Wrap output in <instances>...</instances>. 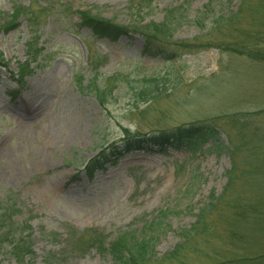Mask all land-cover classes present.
<instances>
[{
	"label": "rangeland",
	"instance_id": "1",
	"mask_svg": "<svg viewBox=\"0 0 264 264\" xmlns=\"http://www.w3.org/2000/svg\"><path fill=\"white\" fill-rule=\"evenodd\" d=\"M210 1L193 0L190 19L197 26L170 28L172 41L195 49L227 38L221 34L230 27L226 35L239 41L242 32L257 29L264 20L260 0H223L218 2L223 12L220 6L214 11L226 21L211 25V17L195 16ZM183 2L0 0V18L5 19H0L5 63L0 67V209L12 205L13 220L29 227L24 236L31 255L23 264H112L108 256L89 249L92 237L87 234L109 245L123 234L140 237L152 221L163 228L157 233L154 259L176 252L165 264H210L214 253L241 250L254 255L264 246V233L255 229H264V218L250 214L235 223L233 212L221 206L211 212L205 235L189 233L207 200L223 193L233 166L226 152L209 150L213 141L195 153L152 145L113 151L123 144L124 129L128 137L137 138L213 125L223 146L261 148V155L251 160L249 177L242 178L246 182L239 180L233 192L236 203L243 199L248 206L262 204L264 213V63L214 48L166 63L143 56L138 35L116 42L97 40L78 26L74 14L87 11L124 28L136 23L159 26L165 13ZM15 10L23 14L13 24L6 16ZM29 15L36 31L33 50L41 53L30 61L19 84L14 77L26 62ZM143 77L155 78L159 86L152 98L140 102L133 94L139 87L135 80ZM116 79L127 83L116 87ZM95 91L105 94L102 104L92 96ZM240 124L247 129L244 141H239ZM101 152L107 161L91 173L85 171ZM232 233L241 239H232ZM0 264H18L7 244L0 248Z\"/></svg>",
	"mask_w": 264,
	"mask_h": 264
},
{
	"label": "trees",
	"instance_id": "2",
	"mask_svg": "<svg viewBox=\"0 0 264 264\" xmlns=\"http://www.w3.org/2000/svg\"><path fill=\"white\" fill-rule=\"evenodd\" d=\"M223 0H218L216 5H214V0H211L208 5L202 7V10L195 12V16L207 15L211 17L209 23L211 25L216 23L225 22V15H222L214 9L216 6H220L221 12L222 4L220 3ZM243 3L247 0H239ZM220 2V3H218ZM192 3L193 0H184L180 7H176L168 10L164 15V21L159 26L152 23L148 25H141L136 23L131 27H120L114 25L113 23L101 19L98 16L90 15L87 11H76L74 14L77 16L79 21V27L83 29H88L92 35L97 39L107 38L111 42H116L119 38L124 36L138 35L143 40V56H147L152 59H161L162 61L174 62L179 61L181 57L188 54H193L194 51H200L204 48H214L221 51L220 53H227L229 55H236L240 57H245L253 63H264V20L256 25L257 29L250 30L248 33H239V41L235 40L227 33H231V27L226 30L222 35V40H218L215 43H208L206 45H199L195 49L188 47V45H183L182 42L172 41L173 34L170 31L176 30L183 25L197 26L196 21L193 22V19H190L192 14ZM219 4V5H217ZM259 5L264 8V0H260ZM23 11L18 12L15 10L11 16H6L10 18L11 22L14 24V21L17 20L18 15ZM23 14V13H22ZM2 16V13H0ZM208 17V19H209ZM1 21L5 20L0 18ZM197 19V18H196ZM206 20V19H205ZM11 23V24H12ZM27 29L29 31V39L26 42V62L23 65L19 66V69L15 75V83H22L23 77L29 72V64L35 62L39 57L40 52L33 50V41H35L36 31L34 28V19L32 15L26 19ZM169 35L167 32H169ZM216 32L221 30L216 29ZM38 62V61H37ZM5 66L4 61L0 55V67ZM124 81H119L116 79V87ZM137 87V92L133 96H138L140 102L146 101L153 97L154 88L158 87V81L151 77H143L142 79L135 80ZM158 84V85H157ZM133 88V87H132ZM105 95V94H104ZM97 91L92 93L95 99L102 104L104 97ZM102 96V97H101ZM235 120L232 121V124H235ZM125 133L124 142L119 148H115L114 152L119 151H135L141 147H149L150 145L164 149L166 147L179 149V148H189L192 152L200 150L204 144H208L210 141L213 143L210 144L209 150L211 151H220L227 154L229 159L232 161V169L226 173L227 182L223 193L219 197L211 196L208 201V204L195 216V223L191 228V232L194 237L205 235L207 229L205 226L210 224L211 212L216 211L220 206L223 211H231L230 213L233 222L245 221L248 219L250 214H254L256 219H263L264 213L262 211L263 205L257 206H248L243 204V199H239L240 202L236 203L238 197L236 193L233 192V186L241 182H246L242 178H248L251 171V160L253 156H258L261 153V148L253 151L246 144L230 145L229 148L220 144L219 141V132L218 128L213 125L206 126H182L177 127L172 130L166 131H157L152 135L143 137L134 138V136L128 137L126 129L123 130ZM240 133V134H239ZM247 133L245 125H239V141H244V135ZM123 152V153H124ZM100 157L93 160L88 166H85V171L91 173L94 169L102 166V161L107 158L103 155V152L99 153ZM114 157L116 156L113 153ZM261 155V154H260ZM264 157V156H263ZM110 159H108L109 161ZM107 161V160H106ZM243 164V165H242ZM235 194V195H234ZM12 205L0 209V248L3 244H7L9 248V256L18 264H23L28 258V254L31 255V246L28 242V238L24 236L25 232L29 228L25 222H15L14 209ZM234 210V211H233ZM225 212V211H224ZM258 221V220H257ZM257 232L264 233L263 228H255ZM163 230L155 221H152L150 224L146 225L143 228V234L135 238L132 234H123L119 236L114 242L107 245L105 239H101L98 236H91L87 234L88 238L92 237L88 247L91 250H94L101 256H108L111 259L112 264H165V261L169 260L170 257L175 256V253L164 256L162 259H154V250L156 249V242L159 238V233ZM255 231V232H256ZM159 232V233H158ZM158 233V234H157ZM23 235V236H22ZM200 235V236H201ZM232 239H241L237 235L232 233ZM207 236V235H206ZM189 237V236H187ZM98 238V239H97ZM185 242L186 239H183ZM231 241V239L229 240ZM185 242L183 245H186ZM188 242V241H187ZM233 242L239 244L233 240ZM192 248V247H191ZM254 255L245 254L240 252L241 250L230 252L227 251L223 254L214 253L212 261L210 264H264V246L261 245ZM232 253V254H231Z\"/></svg>",
	"mask_w": 264,
	"mask_h": 264
},
{
	"label": "bare ground",
	"instance_id": "3",
	"mask_svg": "<svg viewBox=\"0 0 264 264\" xmlns=\"http://www.w3.org/2000/svg\"><path fill=\"white\" fill-rule=\"evenodd\" d=\"M38 109L40 110L41 108L40 107H38ZM67 126H68V128H69V130L71 131V133H70V139H72L73 138V136H72V130H73V126H72V122H67Z\"/></svg>",
	"mask_w": 264,
	"mask_h": 264
}]
</instances>
